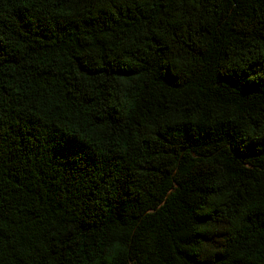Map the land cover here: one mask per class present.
<instances>
[{"label":"trees","instance_id":"1","mask_svg":"<svg viewBox=\"0 0 264 264\" xmlns=\"http://www.w3.org/2000/svg\"><path fill=\"white\" fill-rule=\"evenodd\" d=\"M0 264H264V0H0Z\"/></svg>","mask_w":264,"mask_h":264},{"label":"clouds","instance_id":"2","mask_svg":"<svg viewBox=\"0 0 264 264\" xmlns=\"http://www.w3.org/2000/svg\"><path fill=\"white\" fill-rule=\"evenodd\" d=\"M115 247L119 248L120 247V244L119 242L116 243Z\"/></svg>","mask_w":264,"mask_h":264}]
</instances>
